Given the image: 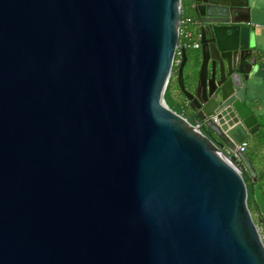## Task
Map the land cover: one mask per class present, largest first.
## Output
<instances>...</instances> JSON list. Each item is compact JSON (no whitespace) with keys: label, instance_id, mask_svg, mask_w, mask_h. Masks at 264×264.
Masks as SVG:
<instances>
[{"label":"water","instance_id":"water-1","mask_svg":"<svg viewBox=\"0 0 264 264\" xmlns=\"http://www.w3.org/2000/svg\"><path fill=\"white\" fill-rule=\"evenodd\" d=\"M190 4L193 123L181 0H0V264H264L249 3Z\"/></svg>","mask_w":264,"mask_h":264},{"label":"crops","instance_id":"crops-1","mask_svg":"<svg viewBox=\"0 0 264 264\" xmlns=\"http://www.w3.org/2000/svg\"><path fill=\"white\" fill-rule=\"evenodd\" d=\"M190 3L191 0H187L188 5H186L185 9L188 13L193 14ZM248 3L251 18V45L254 52L257 54V66L255 67L251 79L247 83L246 99L252 113L257 117L258 122H264V31L262 29L264 26V0H248ZM192 29L195 33H199V24L194 25ZM190 73L191 67L188 68L186 74L188 76L187 78H189ZM173 94L175 97L178 96L175 90ZM184 104L188 106L186 99L184 100ZM256 133L244 139V141L248 143L247 150H250L254 142L256 143ZM257 145L259 148H254V150H252L251 157L255 160V165L257 166L256 168L254 165L255 169L264 172V143L261 145L257 143Z\"/></svg>","mask_w":264,"mask_h":264},{"label":"trees","instance_id":"trees-1","mask_svg":"<svg viewBox=\"0 0 264 264\" xmlns=\"http://www.w3.org/2000/svg\"><path fill=\"white\" fill-rule=\"evenodd\" d=\"M181 3H182L181 17L188 16V17H191L192 19L195 20L196 18H195V16L193 14H190L188 12L186 13V11H185V6L188 5L187 4V0H181ZM182 49L186 50L188 61L191 58L190 52H192V58H191L192 60L190 61L191 63L189 65V67H191V65H193V67L198 66L199 57H200V50L191 48L190 43H187L182 38H179L178 50H177V53H176V56H175L174 65H173V69H172V74H171L168 86L166 88V91H165V94H164V98H165V101H166L167 105L171 109H173L178 114H180L183 117H185L189 122L193 123V119H192L193 115H191V113L189 112L188 106H186L184 104L185 98H184L180 88H179L180 93H179V95L177 97H175L174 94H173L174 90L177 91V89H175V87H174V83L177 80L178 68H179L180 63H181L180 62L179 64H177V60L182 58L181 57V50ZM185 80L187 81L188 78L187 79L185 78ZM172 97H174V99ZM170 100L173 102V106H171V104L169 102ZM259 123L261 125L260 126L261 128L256 133V136H255L256 137L255 138L256 143L254 142V144L251 145L250 150L249 149L247 150V148H246L245 151H244V153L246 154V156L248 157L250 162L253 164V166L255 165V160H254L253 157H251L252 150H254V148H259L257 143L260 144V145L264 143V122L262 121V122H259ZM247 146H248V143H247ZM256 168H257V166H256ZM257 173H258V179H259V182H260V186H261V189H262V192H263V195H264V172L263 171L261 172L258 169ZM243 176H244V180L246 182L247 189H248V206H249V208H250V210L252 212V215H253L254 219L257 221L256 218H257V216H259V208H258V205L256 204V202L254 200V183L249 179L247 174L244 173ZM258 226H263L264 227V224L258 223Z\"/></svg>","mask_w":264,"mask_h":264},{"label":"built area","instance_id":"built-area-1","mask_svg":"<svg viewBox=\"0 0 264 264\" xmlns=\"http://www.w3.org/2000/svg\"><path fill=\"white\" fill-rule=\"evenodd\" d=\"M198 24V21L195 19H192L191 17L185 16L180 18V26H179V38H182L185 42L190 43L191 48L193 49H199L200 44V33H195L192 27L194 25ZM264 31V26L262 27ZM181 62V59L177 60V64ZM198 125V124H197ZM237 148L244 152L247 148V143L245 141L241 142ZM224 152L231 156V152L224 149ZM260 238L264 244V227L261 228V226H258Z\"/></svg>","mask_w":264,"mask_h":264},{"label":"rangeland","instance_id":"rangeland-1","mask_svg":"<svg viewBox=\"0 0 264 264\" xmlns=\"http://www.w3.org/2000/svg\"><path fill=\"white\" fill-rule=\"evenodd\" d=\"M185 8H186V6H185ZM185 11H186V9H185ZM186 13H187V11H186ZM190 54H191V58H192V52H190ZM189 59V61H188V63H187V65H186V67H185V71H184V74H185V78L187 79V71H188V68H189V65H190V61L192 60V59ZM174 87H175V89H177V91H176V93L179 95V93H180V91H179V85H178V82H177V80H176V82L174 83ZM173 99H174V97H172ZM185 98V97H184ZM171 104H172V106H173V102L170 100L169 101ZM231 155H232V153H231ZM256 219H258V216H257V218ZM263 226H261V228H262Z\"/></svg>","mask_w":264,"mask_h":264},{"label":"flooded vegetation","instance_id":"flooded-vegetation-1","mask_svg":"<svg viewBox=\"0 0 264 264\" xmlns=\"http://www.w3.org/2000/svg\"><path fill=\"white\" fill-rule=\"evenodd\" d=\"M199 50H200V48H199ZM188 110L191 113V115H193V112H192V110L189 107H188ZM192 119L194 120V115L192 116Z\"/></svg>","mask_w":264,"mask_h":264}]
</instances>
